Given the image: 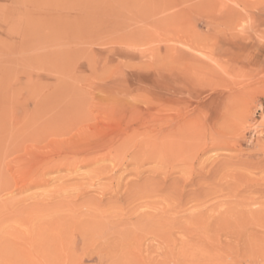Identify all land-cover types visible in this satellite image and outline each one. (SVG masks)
I'll return each mask as SVG.
<instances>
[{
    "label": "rangeland",
    "instance_id": "374dc122",
    "mask_svg": "<svg viewBox=\"0 0 264 264\" xmlns=\"http://www.w3.org/2000/svg\"><path fill=\"white\" fill-rule=\"evenodd\" d=\"M262 250L264 0H0V264Z\"/></svg>",
    "mask_w": 264,
    "mask_h": 264
},
{
    "label": "bare ground",
    "instance_id": "6f19581e",
    "mask_svg": "<svg viewBox=\"0 0 264 264\" xmlns=\"http://www.w3.org/2000/svg\"><path fill=\"white\" fill-rule=\"evenodd\" d=\"M65 29V28H64ZM63 29V30H64ZM76 29V28H75ZM33 32V31H32ZM34 84V83H33ZM243 106V105H242ZM240 110L242 109V108H239ZM245 114H247L246 113V111H245V107H243V109H242V111H240L239 113H238V115H239V117H237V118H239V121H241V120H243L244 119V116H245ZM6 118V117H5ZM238 124V123H237ZM242 124H240L239 125V127L241 126ZM241 129V128H240ZM5 130V129H4ZM3 130V131H4ZM5 133V132H4ZM12 141V140H11ZM8 147V146H7ZM6 148V147H5ZM7 149V148H6ZM64 164V163H63ZM75 170V169H74ZM34 172V171H33ZM41 175H44V173L43 174H41ZM38 176V175H37ZM43 177V176H42ZM39 178V176L38 177H36L35 178V180L36 179H38ZM41 178V177H40ZM39 178V179H40ZM30 179V178H29ZM42 179V178H41ZM4 184V183H3ZM42 185V184H41ZM3 198V197H2ZM262 251H264V250H262ZM260 254H257L253 259H252V261H253V263L255 262H258V260L259 261H263L264 260V252H259Z\"/></svg>",
    "mask_w": 264,
    "mask_h": 264
},
{
    "label": "built area",
    "instance_id": "2783aa9c",
    "mask_svg": "<svg viewBox=\"0 0 264 264\" xmlns=\"http://www.w3.org/2000/svg\"><path fill=\"white\" fill-rule=\"evenodd\" d=\"M256 112H260V109H258ZM254 135H255V133H254V131H251L250 132V138L252 139L253 137H254Z\"/></svg>",
    "mask_w": 264,
    "mask_h": 264
}]
</instances>
